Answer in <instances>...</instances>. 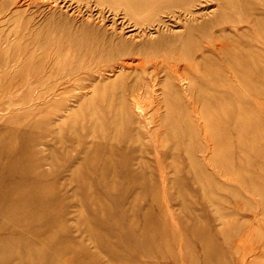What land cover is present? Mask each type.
Returning a JSON list of instances; mask_svg holds the SVG:
<instances>
[{
	"label": "rangeland",
	"instance_id": "rangeland-1",
	"mask_svg": "<svg viewBox=\"0 0 264 264\" xmlns=\"http://www.w3.org/2000/svg\"><path fill=\"white\" fill-rule=\"evenodd\" d=\"M0 264H264V0H0Z\"/></svg>",
	"mask_w": 264,
	"mask_h": 264
}]
</instances>
